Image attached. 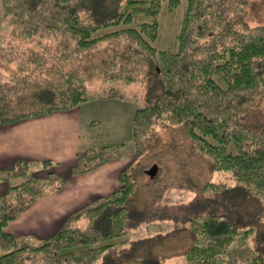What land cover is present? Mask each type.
Listing matches in <instances>:
<instances>
[{
	"label": "trees",
	"instance_id": "trees-1",
	"mask_svg": "<svg viewBox=\"0 0 264 264\" xmlns=\"http://www.w3.org/2000/svg\"><path fill=\"white\" fill-rule=\"evenodd\" d=\"M248 1L186 0L175 47L157 49L158 16L180 0H0V21L11 27L9 41L0 47V125L97 99L127 101L114 84L146 81L129 138L87 149L69 174L143 154L157 127L179 125L213 170L229 172L234 181L206 188L255 198L256 222L262 224L264 124L250 126L243 118L264 109V25L246 22ZM92 79L100 88L88 89ZM128 142L133 149L121 153ZM39 163L16 160L0 169V181L19 179L0 195V264H99L130 233L127 204L135 181L129 168L121 171L113 192L70 214L50 236L16 237L7 224L65 183L53 173L46 178L30 173L52 164ZM81 218L84 227L77 225ZM187 223L194 239L185 264H264V250L247 242L254 226L214 212L191 214Z\"/></svg>",
	"mask_w": 264,
	"mask_h": 264
},
{
	"label": "rangeland",
	"instance_id": "rangeland-1",
	"mask_svg": "<svg viewBox=\"0 0 264 264\" xmlns=\"http://www.w3.org/2000/svg\"><path fill=\"white\" fill-rule=\"evenodd\" d=\"M185 5L186 0H180L174 10L164 9L159 14L158 38L153 42L157 49L175 47L174 37ZM245 20L251 26L264 25V0L248 1ZM10 29L6 21H0V47H5L9 41ZM98 85V79H92L88 89H98ZM114 85L125 94L127 101H119L124 102L126 108L122 110L123 114L117 115L111 113L117 109L106 110L104 113L108 120H100L103 118L97 116L98 121L92 122L90 132L100 135L99 139L112 122L116 121L114 124L118 126L121 119L126 117L125 112L128 114L129 109L135 111L136 102L144 97L148 83L137 81L130 85ZM243 121L250 126L264 124V109L249 112ZM148 139L143 154L127 156L130 162L127 168L135 181L127 204L130 233L118 239L122 243L107 257L102 255L99 264H185L184 253L194 239L187 221L191 214L205 212L225 213L233 221L254 226L255 231L247 242L264 250V223L256 222L258 201L249 196L246 197L250 199H246L236 190L214 194L210 188H206L210 182L233 186L234 181L229 177V172L213 170L209 160L194 149L181 126H159ZM133 147V142H128L121 153ZM151 167H156L154 173L150 172ZM30 173L44 178L48 173L57 175L51 167L46 169L41 165L33 167ZM11 181L14 184L19 179ZM77 225L84 227L86 220L81 218ZM125 240L126 243L123 242Z\"/></svg>",
	"mask_w": 264,
	"mask_h": 264
},
{
	"label": "crops",
	"instance_id": "crops-1",
	"mask_svg": "<svg viewBox=\"0 0 264 264\" xmlns=\"http://www.w3.org/2000/svg\"><path fill=\"white\" fill-rule=\"evenodd\" d=\"M115 100H92L71 110L0 125V169L12 166L16 160L50 161L52 170L65 179L59 192L48 193L34 201L7 224L6 231L16 237L36 240L48 237L70 214L93 204L120 185V173L130 163L128 157L113 159L88 173L69 174L78 156L87 149L119 144L129 138L134 113L131 109L128 114L124 113L126 117L118 126L114 124L116 121L110 124L102 133V139L90 132L98 115L103 118L100 120H108L106 110L117 109L112 115L123 114L126 105L123 100ZM11 184V180L0 181V195Z\"/></svg>",
	"mask_w": 264,
	"mask_h": 264
},
{
	"label": "water",
	"instance_id": "water-1",
	"mask_svg": "<svg viewBox=\"0 0 264 264\" xmlns=\"http://www.w3.org/2000/svg\"><path fill=\"white\" fill-rule=\"evenodd\" d=\"M151 171V173H154L156 170H155V167H152L151 169H150Z\"/></svg>",
	"mask_w": 264,
	"mask_h": 264
}]
</instances>
